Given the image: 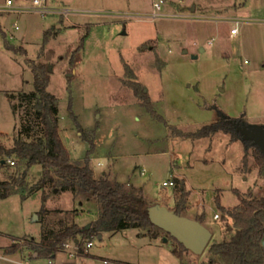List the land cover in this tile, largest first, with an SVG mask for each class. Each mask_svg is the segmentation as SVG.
<instances>
[{
  "label": "rangeland",
  "instance_id": "374dc122",
  "mask_svg": "<svg viewBox=\"0 0 264 264\" xmlns=\"http://www.w3.org/2000/svg\"><path fill=\"white\" fill-rule=\"evenodd\" d=\"M6 1L0 0L3 144L12 146L18 134L31 139L39 133L34 109L19 93L34 88L33 67L42 64L50 75L48 88L59 97L61 134L72 158L84 162L88 156L97 177L106 174L113 186L132 196L162 198L170 169L188 172L189 165L201 185L202 180L227 185L234 166L225 151L227 135L220 131L193 141L177 137L173 126L196 130L229 116L244 118L247 129L264 131V0H46L69 10L45 13L14 10ZM14 2L28 5L33 0ZM154 10L161 15L152 16ZM234 26L240 29L236 34ZM67 66L75 68L73 76L65 74ZM135 80L148 91L150 103L136 91ZM10 93L16 98L11 100ZM24 124L28 133L21 131ZM245 145L249 161L253 158L258 174L264 173L260 143L250 138ZM10 157L16 160L15 154ZM25 168L17 162L0 164V179ZM27 171L19 192L0 197V245L19 242L22 256L34 262L37 251L24 240L40 239L45 223L58 226L63 217L74 216L85 226L97 218L100 203L69 190L39 187L42 164ZM164 188L172 199L167 205L175 208L173 186ZM44 191L50 193L45 222L39 214ZM222 195L230 202L234 196L232 190ZM89 239L94 245L83 246L89 254L80 255L78 264H182L174 249L191 252L192 264L209 259V246L196 254L153 223ZM70 242L66 253L59 252L61 263L77 261L68 255L75 251Z\"/></svg>",
  "mask_w": 264,
  "mask_h": 264
},
{
  "label": "trees",
  "instance_id": "16d2710c",
  "mask_svg": "<svg viewBox=\"0 0 264 264\" xmlns=\"http://www.w3.org/2000/svg\"><path fill=\"white\" fill-rule=\"evenodd\" d=\"M6 46L8 49L13 48L8 42ZM33 69L34 88L31 91H21L19 97L32 105L34 116L41 127L39 133L31 139L18 134L12 146L1 142L6 133L0 130V164L11 163L9 158L15 154V163L17 162L20 168L21 164H26L27 167L21 174H12L11 178L0 179V197L5 198L19 192L20 186L25 183L27 169L35 164H42L44 176L39 180V187L50 186L55 193L69 190L83 199L97 200L100 203V210L97 218L91 221V226L88 228L81 226L74 216L71 219L60 218L58 226H48L45 223L40 239L34 236L25 237L28 238L24 240L25 245L28 244L37 251L39 257L57 256L59 252L66 250L65 245L69 240L79 235L87 239L93 235H102L105 231H118L153 223L148 208L156 201L149 200L143 194L132 196L111 185L106 176L97 177L89 164L88 156L84 162L72 158L71 150L61 134L59 97L48 88L49 72L43 64L34 66ZM133 85L136 91L150 103L148 91L142 87V83L135 80ZM15 95L10 93V99L16 98ZM16 108L17 104L13 102V110ZM244 122V118L223 116L196 130L185 131L178 126H173L172 130L175 135L184 138L211 136L223 130L231 135L232 140L243 139L246 144L250 138L246 135L248 129L244 126ZM21 131L28 133L29 126L24 124ZM242 163L240 169L245 170L249 163L247 146ZM173 178L177 198L174 209L178 213H183L188 207L190 190L184 178L175 175ZM56 188L59 190L56 191ZM234 190L240 198L237 205H224L219 195L216 196V203L234 219V224L240 229V236L236 240L213 241L208 249L209 259L204 264H264V196L252 197L238 187ZM22 196L27 197L24 194ZM49 196L48 191L43 192V205L39 213L42 220H44L43 216L50 212L47 206ZM72 211L75 214L77 209ZM180 244L187 249L182 242ZM20 247L19 242H13L7 251L14 252ZM78 251L80 255L89 254L83 246H80ZM174 251L182 258V264H185L183 252L177 249Z\"/></svg>",
  "mask_w": 264,
  "mask_h": 264
},
{
  "label": "crops",
  "instance_id": "0c3cea01",
  "mask_svg": "<svg viewBox=\"0 0 264 264\" xmlns=\"http://www.w3.org/2000/svg\"><path fill=\"white\" fill-rule=\"evenodd\" d=\"M220 131L224 132L227 135V138L225 140V151L229 159L231 158L233 160L234 164V166H232V172L228 170L229 180L226 183L227 185H223L224 183L216 180L212 182H209V180H202L201 183L203 184L201 185L196 180L195 172H189V170H192L193 168L191 167V165L188 166V172H176L171 168V172L168 178L175 175L186 180L187 188L190 190V196L188 207L184 209L183 214L201 220L212 230V239H214L215 237H219L216 239V241L236 240L240 236V229L234 224V219L227 213V211L222 210L218 207L216 203V196L219 195L221 202L226 206H234L240 202V198L234 190L235 187L243 189L248 193V195L252 197H262L264 196V173L258 174V171H256L257 169L255 167L256 162L253 160V158L250 159L247 168L245 170H241L240 166L246 154V145L244 140H232L231 135L223 130H219L211 136L217 135L218 133H220ZM211 136H204L199 138H186L193 139V141H196L201 138H210ZM177 137L186 139L181 136ZM239 143L242 144V148L240 149V151L237 148ZM106 178L108 182H110L109 176ZM110 184L112 185L111 182ZM164 187V196L159 199L156 198L154 201H159L167 205L171 203L172 199L170 197L168 198L165 196L169 195L170 193L168 192L167 188ZM229 190H232V193L234 195L233 198H231V202L225 201L222 195L224 192H228ZM122 191L129 192L130 190ZM176 202L177 201L175 198V204ZM8 245H10V242L0 246ZM1 249L2 251H0V258H2L3 261L0 260V264H19V260L23 258L21 249H18L14 252H8L7 250H5V248ZM81 257L82 256H77L76 258H72L77 260L75 262L73 261V264L80 263ZM192 257L193 255L191 254V252L188 253V251H185L183 258L184 263L192 264ZM43 259L46 260V258L44 257H39L37 252L34 253V263Z\"/></svg>",
  "mask_w": 264,
  "mask_h": 264
},
{
  "label": "water",
  "instance_id": "95a60500",
  "mask_svg": "<svg viewBox=\"0 0 264 264\" xmlns=\"http://www.w3.org/2000/svg\"><path fill=\"white\" fill-rule=\"evenodd\" d=\"M192 9H195V6ZM202 49L204 50V48ZM65 74L69 77L73 76L75 74V68L73 66H67ZM246 135L260 143L264 149V131L248 129ZM148 211L150 219L155 225L166 230L171 236L175 237L179 242H182L187 249L194 253H204L211 244L213 232L201 220L183 213H178L174 208H170L168 205L158 201L153 202L148 208ZM90 226L91 222L84 227L88 228Z\"/></svg>",
  "mask_w": 264,
  "mask_h": 264
},
{
  "label": "built area",
  "instance_id": "2783aa9c",
  "mask_svg": "<svg viewBox=\"0 0 264 264\" xmlns=\"http://www.w3.org/2000/svg\"><path fill=\"white\" fill-rule=\"evenodd\" d=\"M156 6L157 8H161L162 5L160 2H156ZM6 7L8 8H11V9H14V10H25V9H32V10H36V11H40V12H49V11H58V10H61V11H65L67 12L69 10V8H59V7H55V6H52V5H49L46 3V0H33V3L32 4H20V5H15V2L14 0H7L6 1ZM152 16H160L161 15V12H159L158 10H154L152 11ZM17 27H19L17 25ZM239 27L237 26H234L231 28V31L233 34H236L239 32ZM9 161L11 163H15V160L14 159H9ZM163 186H175V180L172 177L166 179L164 182H163ZM74 244H75V251H73V253H70L68 254L70 257L72 258H76L77 256H80V254L78 253L79 251V247L80 246H84L85 247H91L92 245H94V241L92 239H84L82 235H79L77 238L75 239H71ZM72 246V243L70 242V240L66 243L65 247H66V250L64 251H61L62 253H66L65 251H67V248ZM77 253V254H76ZM59 258H60V255L59 253L57 254V256H49V257H46V259L48 260V264H73V263H61L59 262ZM104 262L105 263H110L111 261L107 258H104ZM19 263L20 264H35L33 262V259L32 258H25L23 257L22 259L19 260Z\"/></svg>",
  "mask_w": 264,
  "mask_h": 264
}]
</instances>
